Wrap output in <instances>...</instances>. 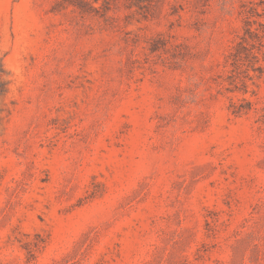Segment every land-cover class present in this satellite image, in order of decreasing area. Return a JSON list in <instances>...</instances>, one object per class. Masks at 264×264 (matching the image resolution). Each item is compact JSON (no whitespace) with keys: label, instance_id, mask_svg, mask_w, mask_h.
Here are the masks:
<instances>
[{"label":"rangeland","instance_id":"obj_1","mask_svg":"<svg viewBox=\"0 0 264 264\" xmlns=\"http://www.w3.org/2000/svg\"><path fill=\"white\" fill-rule=\"evenodd\" d=\"M87 1L0 0V264H264V0Z\"/></svg>","mask_w":264,"mask_h":264},{"label":"trees","instance_id":"obj_2","mask_svg":"<svg viewBox=\"0 0 264 264\" xmlns=\"http://www.w3.org/2000/svg\"><path fill=\"white\" fill-rule=\"evenodd\" d=\"M68 5L75 7V9H78L81 13L83 14H90L93 11H96L97 9L92 5L91 2L87 0H64ZM108 0L105 1V5L109 4L107 2ZM139 2H144L145 0H138ZM140 6V5H138ZM106 8V6H105ZM254 9V8H253ZM250 11H245V19L246 22L248 23V26L244 29V34L239 36V41L235 42V45L232 47V51L230 52L229 57H233V63L235 66L241 68L242 66L245 65L246 60L252 59L255 60L256 63L260 62L259 57L255 53L254 45L250 44V39L253 40L254 38L258 39L260 42L264 39V35L261 36L258 32L259 29L253 30L251 27V18L253 13H249ZM258 16H260L258 14ZM261 27L264 28V23L260 24ZM264 32V31H263ZM251 47H250V46ZM255 63V64H256ZM254 70H260L261 74L264 73V67L263 66H258V67H253ZM5 71L4 69L0 68V93L4 92L7 89V84L4 78ZM251 106L253 107V104L250 103ZM234 107H237L235 103L232 104ZM257 111H262L263 117H264V107L261 110ZM241 110L237 109L234 111L235 114H239Z\"/></svg>","mask_w":264,"mask_h":264}]
</instances>
